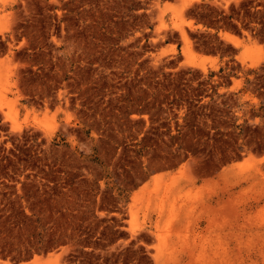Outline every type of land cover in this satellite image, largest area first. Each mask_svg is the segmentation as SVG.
Returning a JSON list of instances; mask_svg holds the SVG:
<instances>
[{"label": "rangeland", "instance_id": "rangeland-1", "mask_svg": "<svg viewBox=\"0 0 264 264\" xmlns=\"http://www.w3.org/2000/svg\"><path fill=\"white\" fill-rule=\"evenodd\" d=\"M0 264H264V0H0Z\"/></svg>", "mask_w": 264, "mask_h": 264}, {"label": "bare ground", "instance_id": "bare-ground-1", "mask_svg": "<svg viewBox=\"0 0 264 264\" xmlns=\"http://www.w3.org/2000/svg\"><path fill=\"white\" fill-rule=\"evenodd\" d=\"M40 259H41V258H39V257H35V258L32 260V263H34V262H36V261H38V260H40ZM41 260L44 261V258L41 259ZM41 260H40V261H41ZM45 261L48 262L49 260H48V259H45ZM46 262H45V263H46ZM36 263H37V262H36Z\"/></svg>", "mask_w": 264, "mask_h": 264}]
</instances>
